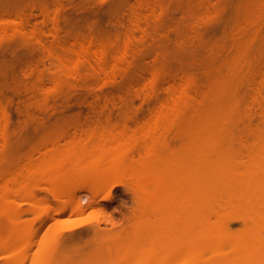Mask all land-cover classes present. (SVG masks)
Instances as JSON below:
<instances>
[{"label":"bare ground","instance_id":"1","mask_svg":"<svg viewBox=\"0 0 264 264\" xmlns=\"http://www.w3.org/2000/svg\"><path fill=\"white\" fill-rule=\"evenodd\" d=\"M36 2L39 0H32L30 6ZM30 8L31 11L25 14L14 0L13 13H1L0 0V18L3 15L19 19L27 15L33 17V11L39 8L37 11L42 16L47 13L40 6ZM262 9L256 14L261 13L264 17ZM134 22L132 29H124L127 30V35L123 32L128 37L126 40L119 41L117 36L111 42L92 31L85 39L81 33L77 35L79 39L70 34L74 35V40L68 42V37L61 38L63 33L69 34L68 31L61 32L55 22L51 33L59 36L51 34L57 39H53L56 44L52 45L62 50L57 61L64 76L57 72L50 78L59 83L65 78H85L86 74L79 71L81 64L101 73L110 60L117 66L126 62L128 57L118 52L120 56L114 48L123 45V52L131 49L135 34L148 32ZM148 24L145 21L146 28ZM244 26L247 25H241L238 30L250 31V35H247L243 50L235 56V68L229 76L208 75L209 85L202 87L191 74L175 75L162 65L161 68H143L140 76L136 72L132 74L134 76H126L128 79L137 77V80L130 79L133 81L130 85L135 84L137 88L130 87L128 91L142 96L151 105L150 123L144 122L146 125H143L137 119H131L135 120L133 123L139 131L136 129L130 135L125 134V130H112L116 133L110 131L109 134V131L104 134L81 131L73 135L60 132L46 142L49 143L44 147L45 152L33 161L34 154L40 153L38 144L31 145L28 154H22L16 149L23 139L11 145L7 135L4 136L11 119L0 100V138L6 139L0 144V250L2 243L9 258L15 261L35 243L37 231L29 233L32 224L42 217L44 211L26 219L15 214L24 204L36 209L42 202L36 194L43 191V187L55 201H62V205L52 208L54 215L64 214L67 210L78 215L92 204L108 200L109 190L126 182L138 202L143 207L147 205L141 212V215L144 216L145 212L147 215L139 218L140 215L135 220L134 240L102 253L106 257L101 264H159L160 260L177 264H264V79L258 81L254 77L256 70L264 67V62L259 61L264 60V52L255 53L256 56L252 54L256 43L254 36L258 32L251 29L259 28L248 29L247 26L248 31H243ZM40 32L45 34L44 30ZM128 34L135 38L133 42ZM79 48L85 54H94L96 67L87 58L75 62L68 60L67 54ZM129 50H125L126 53ZM129 54L131 60V51ZM210 76L212 83H209ZM35 78L34 90L27 91L38 92L39 88L45 87L42 77ZM120 99L123 101L125 97ZM94 107L100 109L97 112L107 111L108 114L120 110L136 116L138 112L115 104ZM47 109L44 107L41 111ZM9 158L14 161L13 170L17 168L12 180L7 179L9 173L4 170V163ZM7 182L12 187H8ZM42 182H48V187ZM40 184L42 187L39 188ZM105 189H109L106 195L103 194ZM83 191L88 192V196L81 195ZM86 203L87 207L84 206ZM48 219L52 216L48 215ZM87 223L85 219H72L58 233L47 235L31 264H58L60 261L61 264H71L58 246V238ZM150 240L159 246L156 253L147 250Z\"/></svg>","mask_w":264,"mask_h":264},{"label":"rangeland","instance_id":"2","mask_svg":"<svg viewBox=\"0 0 264 264\" xmlns=\"http://www.w3.org/2000/svg\"><path fill=\"white\" fill-rule=\"evenodd\" d=\"M17 1L20 11L25 14L31 11L29 7L34 6L44 8L47 13L42 16L37 11L40 10L39 8L33 11V17L27 15L19 19L3 15L0 18V100L1 106L11 119L8 131L1 135H7L6 139L11 145L18 139H23V143L16 149L22 154H28L31 145L38 144L40 153L34 154L33 161L45 152L44 147L49 143L46 142L60 132L73 135L81 131V133L100 131L103 134L104 131H109L107 133L109 134L112 130L116 132L125 130V134L130 135L137 129L134 125L135 120L131 119H137L136 121L143 125L150 123V103L133 91H128L135 84L130 85L133 82L130 79L133 77L130 79L127 77L134 76L132 74L135 72L140 76L144 71L143 68L148 70L153 66L165 67V70L175 72V75L191 74L202 87L209 85L208 75L212 74L214 77L221 74L223 75L221 77H225L232 73L235 56L241 49L243 50L247 35H250V31L238 30L241 25H247L248 29L259 28L251 29L252 32H258L255 33L258 34V38L254 34L256 43L252 47L254 52H251L253 55L264 52V17H261V13L256 14L264 8L262 7L264 0H39L34 3H38L37 6L34 4L30 6L32 0ZM13 2L14 0H1V13L5 11L13 13L11 9ZM142 4L147 5L149 10ZM147 17L150 19H148L150 24L147 23ZM256 17L263 19L259 18L256 21ZM132 19H135V22ZM131 20L148 32L147 36L137 32L136 39L133 37L135 42L132 47L130 46L131 49H124L123 52L124 47H121L123 45L114 48L117 49V53L120 52L124 57H128L126 62L123 61L117 66L110 60L101 73L98 70L95 72L87 64H81L79 71L86 74L85 78H65L61 83L50 78L52 73L57 72L60 76H64L62 67L57 61L62 50L55 45L56 41H53L59 34L51 33L55 22L62 29L61 32L68 31L69 34L65 32L62 37L60 36L62 39L68 37V42H72L74 35L76 38L80 33L83 34L80 36H85L83 39L87 38L89 31L100 34L101 38L106 41L110 39L111 42L115 41L117 36L120 37L119 41L126 40L127 30L124 29H132ZM144 20L149 28H146ZM21 27L25 29L21 30ZM40 30H44L45 34H41ZM243 31L248 30L246 28ZM70 34L74 35L69 36ZM130 38L133 42L132 36ZM125 50L129 52L126 53ZM130 51L131 60H129ZM117 53L115 54L120 55ZM67 56L68 60L73 62L87 58L92 60L93 67L97 66L93 61L94 54H85L80 48L69 52ZM259 61L264 62V60ZM35 77H42L45 87L39 88L38 92L27 91L36 85ZM212 77L209 83H212ZM254 77L258 81L264 79V67L256 70ZM134 78L132 80H137V77ZM30 92L33 94L31 95ZM126 92L131 94L125 95ZM120 95L124 96L125 100L121 101ZM113 104L138 111L137 117L132 113H121L120 110H112L110 114L107 111L97 112L100 109L94 107ZM44 107L48 108L47 111H41ZM14 132L15 134H12ZM0 139V144H4L6 139L4 137ZM171 140L177 143L173 138ZM13 162V159L9 158L4 163L5 167L3 166L9 173L7 179L10 180L13 179L17 169L13 170ZM25 163H28V160H25ZM9 182L11 185V181ZM9 182L6 185L12 187L9 186ZM44 182L41 184L48 187L46 184H49V181ZM41 184L39 188L42 187ZM42 189L43 191L38 189L36 194L38 200L42 201L36 209L24 204L15 214L21 219H26L38 211H44L42 217L32 224L29 233L37 231L35 243L15 261L9 258L7 250L1 243L0 264H31L32 257L39 251L47 235L58 233L69 224V220L76 218L85 219L89 223L82 228L65 232L58 238V246L60 245L64 256L70 259L71 264H101L106 257L101 255L102 253L114 250L120 243L134 240L135 220L141 215L144 207H147V205L143 207V204L138 202L128 183L121 182L110 190L103 191L106 195L109 190L108 200H101L90 207H87V203L84 204L87 205V209L81 214L75 215L67 210L64 214L54 215L52 208L62 205V201H55L48 192L46 193L44 187ZM83 194L88 196L86 191L81 192V195ZM143 214L144 216L141 215L139 218L145 217L147 212ZM48 215L52 216V219H48ZM2 217L5 220L4 216ZM151 242L150 240L151 245L147 246V250L156 253L159 246ZM58 264H61V261ZM159 264L177 263L160 260Z\"/></svg>","mask_w":264,"mask_h":264}]
</instances>
